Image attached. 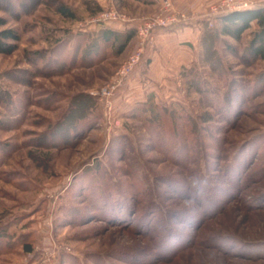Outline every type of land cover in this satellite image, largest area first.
<instances>
[{"label": "rangeland", "instance_id": "1", "mask_svg": "<svg viewBox=\"0 0 264 264\" xmlns=\"http://www.w3.org/2000/svg\"><path fill=\"white\" fill-rule=\"evenodd\" d=\"M194 1L173 0L178 12L202 22L194 33L178 37L181 45H190L195 63L190 70L178 69L177 78L165 86V93L157 91L153 103L185 109L194 117L200 130L198 146L204 145L195 148V163L187 168L180 158L165 156L162 151L168 153L169 144L151 141L141 121L148 106H138L147 100L146 92L121 104L133 74L110 108L90 94L107 84L134 51L125 57L128 46L119 53L118 45H104L99 28H136L142 18L158 12L160 0H0V18L7 20L0 30L14 28L21 35L15 53L0 55V230L13 236L1 245L0 264H264V62L251 64L241 58L256 28L240 41L213 32L208 37L206 30L218 29L219 16L211 25L204 12L220 0H211L204 12ZM58 2L68 5L77 18L57 14ZM111 8L134 22L90 23ZM134 39L136 48L137 35ZM95 40L98 48L103 46L100 51L89 49ZM206 48L211 49L208 64ZM88 49L105 58L94 65L79 63L93 61L86 58ZM36 53H43L38 63ZM52 57L71 60L73 68L35 73V65L46 66ZM152 83L156 81L148 85ZM229 88L243 94L234 106L225 99ZM168 121L162 127L170 133ZM81 126L84 130L75 139L72 131ZM257 146L253 165L244 170L241 192L230 188L234 179L225 183L230 189L216 215L210 216L215 209L203 213L194 190L188 192L183 185L176 189L193 169L223 181L225 167L250 157ZM111 179L127 189L132 184L134 195H139L124 201L122 216L110 219L122 207L111 192L116 190ZM93 186L91 196L87 192ZM100 186L108 189L106 199ZM185 192L191 199H184ZM190 211L197 216L193 222L187 219ZM167 226L174 232L158 250L157 233ZM17 238L21 240L14 243ZM24 239L32 244V253L23 250Z\"/></svg>", "mask_w": 264, "mask_h": 264}, {"label": "trees", "instance_id": "2", "mask_svg": "<svg viewBox=\"0 0 264 264\" xmlns=\"http://www.w3.org/2000/svg\"><path fill=\"white\" fill-rule=\"evenodd\" d=\"M55 11L57 14H59L61 17L69 20H75L77 18L76 13L69 8L68 5H66L63 2H58L55 6ZM217 25L216 28L208 29V37H210L211 33L213 32L214 36L216 34H220L221 36H229L235 39L236 41H240L245 34V32L249 31L252 29L253 26H255V30L251 32V41L249 42L247 46V51L244 55H242V59L245 61H248L249 63H255L257 61H262L264 62V4L258 6L255 9L252 10H247L243 12H233V13H228V14H222L217 18L216 21ZM7 25V20L4 18H0V28L4 27ZM136 35V29L135 28H130L128 31H126L124 34H115V32H111L109 30H102L100 37H101V43H104V45H108L109 47H113L115 45H118L116 47V51L119 53H122L124 49L128 46V44L132 41V39ZM81 39H87L86 34H82L80 36ZM99 40V39H98ZM99 40V41H100ZM21 41V35L20 33L14 29V28H5L0 30V55H5L9 56L15 53L18 48H19V43ZM62 42H59L56 47H59ZM98 46V41H93L89 49L92 47L97 49V51H100L101 48L103 47H97ZM88 56L86 58H93V61H88L86 59H81L79 63H85L86 65H94L97 63H100L105 57L104 56H98L97 52H91L89 50ZM210 50V51H209ZM206 52L208 53L207 58H205L206 64L209 62V52H211V49L206 48ZM37 58H36V63L41 61L43 59V53H36ZM74 58L73 55H70V59L72 60ZM70 63L66 62V60H58L55 57H52V59L48 60L47 65H43L41 67L35 65L36 72H41L45 74H54L58 73L64 66V69L66 70H71L73 68V62ZM211 61V60H210ZM68 63V65H67ZM213 70L214 67H212ZM29 73V72H28ZM232 82V81H231ZM264 82V81H262ZM192 83V82H191ZM260 83V82H259ZM263 83H260V85ZM191 86V89H194V82ZM229 92L226 93L225 99L230 101V104L232 106L235 105V98H241L242 97V92L241 91H236V90H230ZM199 92V91H198ZM87 98H91L90 96L87 95ZM227 104V103H225ZM178 106V105H175ZM236 110V109H235ZM144 117L141 118L142 122L146 124L147 128V133L151 139V141L154 144H169L168 146V153L165 151L164 152L165 156L172 154L174 157L180 158L181 162H179L181 165H185V167H191L195 161L192 160L193 156L196 153L195 148L197 147H202L204 144H199V139H200V130L197 128V124L194 121V117H192L185 109H176L175 108H168L166 106H159V105H154L151 104L150 106L146 107V109H143ZM162 113H165L162 115ZM236 112L234 114L236 115ZM146 115V116H145ZM166 119H168L169 123L171 124V129L169 130L170 133L164 132L162 123L166 122ZM84 130V127L81 126L77 130L72 131L73 137L76 139L78 138V135L80 132ZM195 142H197V145H195ZM56 144V143H54ZM59 144V143H58ZM59 146V145H58ZM55 145V147H58ZM60 147V146H59ZM261 146H257L256 152H252V155L250 157H246L245 160L243 159H238L235 164H233L232 167H225V179L222 181L220 179H212L210 178H205V176L198 175L195 169L193 170H188L189 171V177L186 180L187 182L183 183H177L176 184V189L177 187H181L180 185H183V187L189 192V190H194L193 195L195 199H197L198 203L203 205L202 206V211L203 213H208L211 212L212 210H217L210 214V216H214L217 213H219L222 210L221 206V199L224 198L223 195H226L228 192V189L233 188L236 191L241 192V182L245 178V172L244 170L249 168L251 165H253L254 159L257 157V150L259 151ZM193 149V152H192ZM195 151V152H194ZM2 152V150H1ZM192 153V154H191ZM242 152L239 153V156L241 155ZM170 158V157H169ZM171 157L170 159H175ZM245 165L244 168H242ZM261 172V171H260ZM259 172V173H260ZM264 172V165L262 169V173ZM227 173V174H226ZM126 175V174H125ZM129 175V174H128ZM245 175V176H244ZM134 176V175H133ZM133 176L131 181H133ZM234 186L231 185L230 188H226L224 186L225 183L230 185L231 180H233ZM248 180V178H246ZM137 181H140L138 178H136ZM230 180V182H229ZM110 182L116 187V190H110L113 195H116V197L121 201L120 205V214L116 213L114 215L111 214L109 218L111 219L112 217L115 218V216H122V211H124V201H129L130 196L133 198H136L139 194L137 193L134 195V188L131 184V189H127L125 187H121L119 182H116L114 180H110ZM216 182V184H215ZM102 192L104 193L103 196H105L107 193V188L104 186H100ZM95 191V186L89 187L88 189V194L91 196L94 194ZM188 192H185V198L184 199H191L192 196ZM239 192V193H240ZM225 193V194H224ZM132 194V195H131ZM107 196H105L106 199ZM106 204V203H105ZM124 205V206H123ZM178 212H183L182 210L180 211H175L176 215ZM134 215L137 214L135 211L133 213ZM207 216H209L207 214ZM196 215L193 212H189L187 219L188 222H193L196 219ZM108 218V217H107ZM108 218V219H109ZM198 223V222H196ZM148 227V226H147ZM152 230V229H150ZM173 229L170 227H166L164 230L159 231L157 228L153 230V232L157 233V238L155 240V244L158 250H163V247L165 245V240L167 237H172V234L170 233L174 232L172 231ZM179 234V233H178ZM10 239H13V236H10L9 232L7 230H0V249L1 245L3 244V241H9ZM21 240V238H17L14 243H17ZM3 246V245H2ZM21 246L23 250L26 253H32L33 247L32 244L27 241V239H24L21 242Z\"/></svg>", "mask_w": 264, "mask_h": 264}, {"label": "crops", "instance_id": "3", "mask_svg": "<svg viewBox=\"0 0 264 264\" xmlns=\"http://www.w3.org/2000/svg\"><path fill=\"white\" fill-rule=\"evenodd\" d=\"M159 1V0H154ZM264 2V1H263ZM158 3V2H157ZM211 4V0H195L194 7L197 9L203 8V12L209 8ZM264 4V3H263ZM262 5V2L258 4V6ZM157 7V5L155 6ZM206 8V9H205ZM143 11V8L137 10V14H140ZM145 11V9H144ZM155 11V10H154ZM208 11V10H207ZM148 12H150L148 10ZM131 13V12H130ZM153 13V12H152ZM150 14V13H149ZM205 16L208 15L210 17L211 25L214 23L215 16L210 12L205 13ZM132 15V13H131ZM213 18V19H212ZM201 20H196L190 24L180 26L178 28H170L162 30L157 34L156 41L153 47H151L146 55L145 65L143 64L139 67L132 75L129 83L128 89L129 91L126 93V89L124 88L122 95L124 100L121 102V98L118 97L117 103L125 104L128 101L134 98V95H137L140 92V96H142L145 92L147 94V100L142 102V104H138V106H150L154 103L155 95L158 90H162L165 93V86L172 84L171 80L176 79L178 74V69L183 66L191 69L192 65L195 63L194 52L190 50V45L185 44L181 45V40H178L180 35H188L192 32H195L194 27L197 23H200ZM202 24V22L200 23ZM201 27V25H199ZM196 28V27H195ZM109 30L111 32L124 34L123 30H115L111 28L101 29L98 31ZM198 29L196 30L198 36ZM180 41V42H179ZM133 42V41H132ZM128 45L127 54L125 57L134 50L135 48V39L133 43ZM200 51V50H198ZM199 53V52H198ZM200 58V54L197 55ZM198 59V58H197ZM190 72V71H189ZM189 74V73H188ZM156 81V83H152L148 85V82ZM137 97H135L136 99Z\"/></svg>", "mask_w": 264, "mask_h": 264}, {"label": "built area", "instance_id": "4", "mask_svg": "<svg viewBox=\"0 0 264 264\" xmlns=\"http://www.w3.org/2000/svg\"><path fill=\"white\" fill-rule=\"evenodd\" d=\"M254 0H220L211 7L210 13L214 16L233 12H243L257 8ZM194 19L175 9L173 0H160L159 10L152 16L142 18L136 26L137 46L124 63L118 68L107 84L90 92L91 96L111 106L112 99L118 90L142 63L148 47H152L157 34L161 30L183 26L192 23ZM134 22L114 8L101 13L90 20V23ZM110 108V107H109Z\"/></svg>", "mask_w": 264, "mask_h": 264}]
</instances>
